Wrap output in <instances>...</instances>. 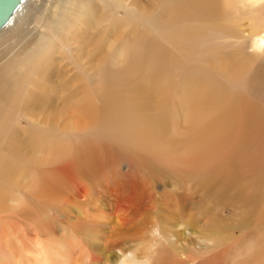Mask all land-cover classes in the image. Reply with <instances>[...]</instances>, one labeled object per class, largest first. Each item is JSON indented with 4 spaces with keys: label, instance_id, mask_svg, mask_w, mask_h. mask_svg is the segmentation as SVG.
Here are the masks:
<instances>
[{
    "label": "rangeland",
    "instance_id": "374dc122",
    "mask_svg": "<svg viewBox=\"0 0 264 264\" xmlns=\"http://www.w3.org/2000/svg\"><path fill=\"white\" fill-rule=\"evenodd\" d=\"M245 2L238 0L231 42L251 37L254 3L244 9ZM39 5L46 9L23 37L0 46V86L16 85L18 92L4 91L1 109L6 173L0 263L264 264V173L259 183L248 173L252 167H243L248 164H230L236 174L225 176L185 158L192 151L182 141L188 140L186 121L176 95L187 78L204 82L196 67L209 62L179 61L161 36L176 11L164 10L157 0H89L83 12L73 2L65 7V0ZM142 38L157 40L178 61L145 69L143 57L127 53ZM223 51L213 60L230 54ZM110 64L120 73L134 68V84L147 96L127 89L126 114L136 113L141 101L152 103L156 121L144 140L134 142L142 135L135 132L139 126L101 134L77 125L75 112L92 101L95 111L116 103L115 92L107 102L98 99L106 93L101 68ZM169 143L172 150L179 147L175 157L172 150L165 157ZM82 157H94V163H82Z\"/></svg>",
    "mask_w": 264,
    "mask_h": 264
},
{
    "label": "bare ground",
    "instance_id": "6f19581e",
    "mask_svg": "<svg viewBox=\"0 0 264 264\" xmlns=\"http://www.w3.org/2000/svg\"><path fill=\"white\" fill-rule=\"evenodd\" d=\"M88 1L65 0V7L68 2H73L79 6V11L83 12ZM39 2L40 0H21V4L14 14L0 29V46L4 44V41H15L23 37L28 23L38 19L46 9L44 7L41 12ZM250 3H254L252 11L254 18L250 23L251 31L249 32L251 37L247 41L231 42L230 39L235 38L236 22L240 15L238 0H157V4L164 6V10L176 11L174 22L170 24L169 28L161 29L160 33L168 45L180 54L179 61H184L183 63H189V65H202L209 62L206 67H196L202 76H206V80L204 77L202 78L204 82L197 78H187L183 92L176 95L177 104L180 102V112L186 121V132L184 131L183 136L188 140L182 141L188 143L185 145L188 150L192 151L187 152L185 156L187 160L192 157L188 164L195 165L202 162L205 164L202 165L201 170L233 176L236 173L230 170L229 165L239 167L245 163L248 166L243 167L251 166L252 170L248 173H251L255 180L261 183L264 173V67L259 64H264V2L262 0L253 2L247 0L242 7L246 9ZM125 8L127 11L130 10L128 4ZM186 22L188 23L185 24ZM214 22H219L221 25L213 26ZM227 38L228 42H225ZM221 41L224 43L222 44ZM227 48L230 50V54L224 58L213 60L212 57L218 56L221 51ZM127 53L132 57H143L142 64L145 69L146 66L154 65L159 68L160 65L164 66L178 61L162 44L151 38L136 40ZM36 55L37 52L31 55V61L36 59ZM40 59H45V57L42 56ZM125 62L123 59L120 66H125ZM119 71L111 64L101 68V80L106 88V93L98 98L103 103L107 102L112 97L106 100L105 98L115 92L116 103L108 105L100 111H95L94 100L84 109L76 111L75 119L80 127L90 126L99 129L101 134H104L106 128L113 129L116 134L124 132L126 127L130 129L132 126H139L135 132H140L139 134L142 135H135L134 142H137L144 138L143 135L151 136L152 134L150 126L154 125L156 121L151 112L152 103L141 101L136 113L132 111L126 114L123 104L131 102V99L127 97L126 90L133 91V93L138 92V94L141 92L133 81L137 73L134 68L127 69L122 73ZM175 87L177 86L175 85ZM15 89L16 85L9 89H6L4 85L0 86V146L6 139L3 135L4 124L1 118V109L7 96L4 91L14 92L18 96ZM140 95H143L142 99L147 98L144 93ZM249 98L255 101H250ZM137 102L132 101V104L135 105ZM144 144L151 145L152 143L149 141ZM166 148L170 151L165 153V157H169L173 147H170L169 143L166 144ZM178 148L172 150L174 152L172 157L178 155ZM94 160V157H82V163L93 164ZM169 161L171 163V159H168ZM82 163L80 164L84 166ZM227 166L228 169H226ZM5 173V163L0 159V203ZM55 181L52 180L51 184L53 185ZM43 233L44 230L41 229L37 235ZM3 236V219L0 214V238ZM263 255L264 249L261 253V256ZM262 261L264 262V258Z\"/></svg>",
    "mask_w": 264,
    "mask_h": 264
},
{
    "label": "water",
    "instance_id": "95a60500",
    "mask_svg": "<svg viewBox=\"0 0 264 264\" xmlns=\"http://www.w3.org/2000/svg\"><path fill=\"white\" fill-rule=\"evenodd\" d=\"M21 4V0H0V29L14 14Z\"/></svg>",
    "mask_w": 264,
    "mask_h": 264
}]
</instances>
